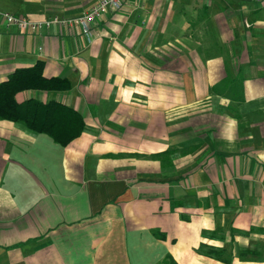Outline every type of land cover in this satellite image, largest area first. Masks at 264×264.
Here are the masks:
<instances>
[{
  "label": "crops",
  "instance_id": "crops-1",
  "mask_svg": "<svg viewBox=\"0 0 264 264\" xmlns=\"http://www.w3.org/2000/svg\"><path fill=\"white\" fill-rule=\"evenodd\" d=\"M0 0V80L44 60L66 144L0 118V264H264V0Z\"/></svg>",
  "mask_w": 264,
  "mask_h": 264
},
{
  "label": "trees",
  "instance_id": "trees-1",
  "mask_svg": "<svg viewBox=\"0 0 264 264\" xmlns=\"http://www.w3.org/2000/svg\"><path fill=\"white\" fill-rule=\"evenodd\" d=\"M43 65L44 60L39 58L31 65L16 67L0 80V118L22 121L29 128L46 132L54 141L66 144L84 128L79 111L53 99L17 98V93L27 88L64 90L69 87L66 77L45 76Z\"/></svg>",
  "mask_w": 264,
  "mask_h": 264
},
{
  "label": "built area",
  "instance_id": "built-area-1",
  "mask_svg": "<svg viewBox=\"0 0 264 264\" xmlns=\"http://www.w3.org/2000/svg\"><path fill=\"white\" fill-rule=\"evenodd\" d=\"M125 0H96L95 3L86 11L73 16L49 15L40 20H33L25 16H18L11 12L4 11L2 14L8 23H11L22 29L38 30L43 29L57 23L66 27L73 23L80 25L82 32L88 34L90 31V23L102 16L105 12L119 9Z\"/></svg>",
  "mask_w": 264,
  "mask_h": 264
}]
</instances>
